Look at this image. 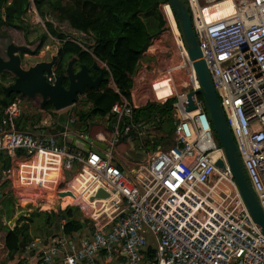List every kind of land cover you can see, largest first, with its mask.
<instances>
[{
  "label": "built area",
  "instance_id": "2783aa9c",
  "mask_svg": "<svg viewBox=\"0 0 264 264\" xmlns=\"http://www.w3.org/2000/svg\"><path fill=\"white\" fill-rule=\"evenodd\" d=\"M184 3L200 59L264 215V0ZM158 9L161 32L173 43L174 50H167L169 60L177 58L168 74L182 71L185 75L184 81L151 89L152 104L164 106L172 101V147L129 163L110 149L116 139H128L133 132L141 137L159 122L154 117L151 122L132 123L133 112L141 105L122 96L110 111L114 124L108 151L88 154L58 145L50 133L18 130L16 120L24 110L19 98L4 108L0 154L11 158L22 153L15 169L18 191L14 197L19 207L45 202L47 212L55 213L75 207L90 224L86 234L64 236L65 221L59 220V234L49 239L48 246L41 249L31 241L22 248L23 258L35 253L36 264H121V256L123 264H264V236L246 211L215 140L172 11L168 3ZM54 75L55 67L46 81L52 83ZM109 86L118 94L111 77ZM161 90L166 94L158 97ZM189 103L194 109L187 112ZM75 123L69 116L62 137L73 136L69 128ZM217 162L223 168H217ZM67 172L71 174L65 181ZM1 175L9 180L10 171ZM99 191L106 197L97 198ZM65 197L73 201L61 207ZM149 242L151 260L142 252Z\"/></svg>",
  "mask_w": 264,
  "mask_h": 264
},
{
  "label": "trees",
  "instance_id": "16d2710c",
  "mask_svg": "<svg viewBox=\"0 0 264 264\" xmlns=\"http://www.w3.org/2000/svg\"><path fill=\"white\" fill-rule=\"evenodd\" d=\"M166 3H168L167 0H0V37L8 39L9 44L16 46H19V39L24 43L21 46L30 45L29 28L25 18L33 7L45 27V34L35 41L38 42L35 54H38L48 37L60 43L56 54L55 74L64 72L66 63L72 58H76L78 64L88 67L95 59L107 68V72H104L105 81L99 89L96 91L85 90L84 99L89 104V108L87 110L78 109L74 115L79 122L93 119L96 121L107 120L110 124L114 123L110 111L112 106L120 101L119 96L127 101L130 100L129 91L132 78L137 71V65L150 41L162 30L163 20L158 9L159 5ZM48 19H51V22ZM52 21L57 24L66 23L72 32L82 35L91 44L86 45L59 33ZM19 34L22 35L19 36ZM91 49H94L93 54H90ZM109 77H111L119 95L108 88ZM13 79L14 77L10 73L0 74L1 111L17 97L14 94L6 95L1 89L6 84L12 83ZM199 99L201 100L200 97ZM171 105L170 101L162 107L158 106L162 111L171 112V115L167 119V124L163 121L150 128L148 136L155 137L158 141L153 144L152 148L167 147L170 144L169 140L172 143L168 147L174 145ZM152 106L154 104H148L144 109L135 110L134 118H139L138 115L142 114L143 110ZM45 110H50V106H45ZM145 138L147 146L149 137ZM152 148L150 150L154 151ZM21 154V152H17L11 158L0 155L1 170L9 169ZM16 203L12 192L0 198V264L12 260L22 251L24 245L32 241L29 237L30 227L33 231L40 230V233L51 229L53 225L59 229L58 222L63 219L65 221L62 232L64 236L88 233L89 231V222L82 218L75 207H66L64 211L57 213L34 211L27 217L20 218L15 227L10 230L6 225H3L2 217H9ZM37 236L39 235L37 234ZM142 252L147 259L151 260L153 256L152 243L149 242L147 248Z\"/></svg>",
  "mask_w": 264,
  "mask_h": 264
},
{
  "label": "water",
  "instance_id": "95a60500",
  "mask_svg": "<svg viewBox=\"0 0 264 264\" xmlns=\"http://www.w3.org/2000/svg\"><path fill=\"white\" fill-rule=\"evenodd\" d=\"M167 2L181 35L188 61L191 63L193 72L197 78L199 84L197 95L203 102L214 137L217 144L223 150L227 166L246 211L261 235L264 236V215L248 184L247 177L236 151V146L210 80L207 67L200 59V50L191 28L190 16L184 0H167ZM35 52V50L31 51L25 46H16L14 44H8L6 46L4 54L0 55V74L3 72L10 73L14 79L11 84L1 88L4 94H14L27 100L38 98L39 109L44 111L45 106L49 105L50 110L48 111L54 116L79 104V99L81 97L84 98L86 89L96 91L104 82V71L97 66L98 62L94 58L91 67L78 64L77 59L72 58L66 63L64 72L55 74L52 83H49L46 81L45 76L51 74L52 68H54L57 61V55L52 56L49 62H38L24 68L22 65L24 53L32 56ZM93 53L94 49H91L90 54ZM91 70L97 72L96 77H92ZM192 96L193 93L186 96L189 102ZM193 109L194 107L189 103L187 112ZM67 119V114L61 113L60 117L57 119V125L53 127L50 134L60 137L66 146L84 154L97 152L98 149L108 151L107 145L95 141L89 134H85L89 125L87 122H79L77 118H75L76 123L69 128V133H72L73 136L68 135L67 137H62L64 131L67 130L64 125ZM136 153L139 156H145L144 153ZM216 167L219 169L223 168V163L217 162ZM63 196V194L58 195V197ZM104 197H106L104 192L99 191L97 193V198ZM25 215V211L18 212L10 220L8 227L13 229L15 223Z\"/></svg>",
  "mask_w": 264,
  "mask_h": 264
},
{
  "label": "crops",
  "instance_id": "0c3cea01",
  "mask_svg": "<svg viewBox=\"0 0 264 264\" xmlns=\"http://www.w3.org/2000/svg\"><path fill=\"white\" fill-rule=\"evenodd\" d=\"M1 39H5L3 37H0ZM52 40H55L51 37H48ZM7 40V39H5ZM29 40V39H28ZM46 41V40H45ZM44 41V43H45ZM5 47L8 45V43H4ZM60 47V45H59ZM170 49L171 51H173V43L170 39V36L160 32L159 35H157L156 37H154L151 41L149 46L147 47L145 53L142 55V59L140 60L139 64L137 65V71L135 73V75L132 78V83H131V88L129 91L130 94V101H136L137 104L141 105V107L139 108V110L144 109L148 104H152L151 100H152V96H151V89L154 85H158V84H167L169 81H174V82H179V81H184L185 80V75L182 71H178L175 73H169V70L172 69V65H174L177 62V58L175 56L172 57L171 60H169V54L167 53V50ZM0 55H3L1 50H0ZM24 55H26L24 53ZM37 55V54H35ZM157 55V56H155ZM53 55L51 54L49 56V58H51ZM149 60V62H146L145 60ZM46 62V61H45ZM99 63V62H98ZM101 64V63H100ZM100 69H102L105 72V69H107L105 67V65H97ZM8 84H11L8 83ZM6 84L5 87L8 85ZM109 84V79L107 82V86ZM110 89V86L108 87ZM144 88V89H143ZM182 90V89H181ZM162 92V90H161ZM161 92L159 95H161ZM158 95V96H159ZM17 98V97H15ZM80 103L76 104L75 106H72L71 108H68L54 116H52L48 110L41 111L39 109V99L35 98L33 100H29V103L23 104L24 110L21 114V116L16 120V127L18 130L20 131H27V132H31L34 134H41V133H51L53 127H55V125H57V119L58 117H60L61 113H66L67 116H73L74 118V112H76V110L80 109V110H87L89 108V104L86 102V100L84 98H80ZM172 102V101H171ZM155 105V104H154ZM2 110V109H1ZM0 110V119L2 118V114L3 111ZM138 110V109H137ZM139 118H134V115L131 119L132 123L135 124H140L143 122H147L145 121L146 118L143 116V114H139L138 115ZM161 119H159V122L154 124L153 126L157 125V124H161V122H163ZM93 121V122H92ZM87 123L91 122L94 123L93 127L91 128V131L89 133L90 137L95 140L98 141L102 144H105L109 147L110 141L112 139V135H111V131H112V125L114 123H108L107 120H102V121H96V120H87ZM151 122V121H149ZM152 128V127H151ZM150 129L146 131V133L141 136V137H137L135 135V133H131L130 138L126 139L124 137L122 138H118L116 139V141L110 146V149L116 153H118L122 160L126 161V162H140L143 161L146 157L151 156L150 153L154 152L151 151L150 148H152L153 144H155L157 141V139L155 137L152 136H148ZM55 140L57 141L58 145H62L63 144V140L58 137L55 136ZM101 137L103 138V140H101ZM145 137H149L147 140V145L145 144ZM138 141V145L135 146V141ZM170 144L172 143L171 140H169ZM169 144V145H170ZM168 145V146H169ZM163 146L162 149H167L169 147ZM148 147V148H147ZM161 148V146H159ZM134 150V151H133ZM136 152L139 153H144L145 156H139L137 155ZM129 154H133V156H135V158L130 157ZM3 155V154H0ZM5 156V155H3ZM21 158V156H20ZM20 158H16L15 162H14V166H11L9 169L7 170H1L0 168V198L4 195H6L9 192H12L14 195V191H18V184H17V178H16V174H15V169L18 165L19 159ZM2 171H10V176H9V180H6L2 175L1 172ZM65 199V198H64ZM62 199L60 205L61 207H65L67 205H69L70 203H72L73 200H70L68 197L65 199ZM58 204V203H57ZM56 204V207H57ZM55 206V204H54ZM29 207V206H28ZM28 207H26V209L24 210L26 212V215L23 217H27L29 214L32 213V210L29 211ZM40 207H42L43 209H40L38 212H47L46 209L49 208L48 203H43L42 205H40ZM55 207V208H56ZM20 207L19 205L16 203L14 205V210L13 212L9 215V217H2V223L3 225H6L8 227V223L10 222V220L18 213L21 212L20 211ZM49 213V212H47ZM22 218V217H21ZM16 225V223H15ZM14 225V227H15ZM8 229H10L8 227ZM12 230V229H10ZM29 237H30V241H35L37 242V244L39 245V247L41 249H45L48 246V241L49 239H51L55 235V233H53V230L51 229L52 233L49 234L47 230L43 231V233L41 234V236H37V234H33V230L30 227L29 228ZM80 234H86V232H82ZM29 243V242H28ZM27 243V244H28ZM22 252L20 251L17 255H15L13 257L12 260L4 262L3 264H36L37 261V256L35 255V253H31L29 255V257L27 258H23V256L21 255ZM119 263L123 264L124 262V257L121 256L119 258ZM55 262L57 263V259L55 260ZM102 264H116L115 263H107L105 261H101Z\"/></svg>",
  "mask_w": 264,
  "mask_h": 264
},
{
  "label": "rangeland",
  "instance_id": "374dc122",
  "mask_svg": "<svg viewBox=\"0 0 264 264\" xmlns=\"http://www.w3.org/2000/svg\"><path fill=\"white\" fill-rule=\"evenodd\" d=\"M25 21H26L27 26L29 28L28 39H29V41H31L30 45H25V46H27L29 48V50L33 51V50H35V48L38 45V42H35V41H37V39L39 37H41L42 35L45 34L44 22H42L40 20V18L37 16V14H36V12H35L33 7H32V11L29 12L26 15ZM48 21L51 22V19H48ZM52 23H53V26L55 27V29L59 33L65 35V36H68L71 39H75V40L81 41L82 43H85L86 45H90L91 44V42L88 39H86L85 37H83L82 35H80L78 33H75V32H72V30L69 29V27H68V25L66 23L57 24L56 22H53V21H52ZM21 35L22 34H19V36H21ZM4 43H8L9 44L10 41L8 39L5 40V39H1L0 38V50H1L2 54H4L5 48H6ZM18 45L19 46L24 45V43H23V41L21 39H19ZM59 45H60V43H58L57 40H52L50 38H47L45 43L43 44L42 48L39 50L37 55L34 54L32 56H30V55H24L23 56V59H22L23 67L27 68L28 66H32V65H34L35 63H38V62H45V61L49 62L50 61L49 56L51 54L53 56H56L58 48H59ZM155 56H157V55H155ZM145 61L149 62V60H147V59ZM97 65H101V64L97 63ZM164 94H166V93H164V90H162L161 95H159L158 97H161ZM17 98H19L21 100L22 104H26V103L30 102L29 100H27L25 98H21V97H18V96H17ZM158 106L160 107V105H154L152 107H149L148 109L143 110L141 113L146 118L145 121H152V119L154 117H158L162 121H165V123L167 124V119L170 117L171 112L162 111V110H160V108H158ZM93 124L94 123H91V122L88 123L89 128L87 129V131H85V134H89L90 133L91 128L94 126ZM56 143H57V141H56ZM137 143H138V141L136 140L135 141V146L138 145ZM159 148L160 147L156 146V147H153L152 149H154V151H157ZM161 148H163V147L161 146ZM129 156L135 158V156H133V154H129ZM12 166H14V163L12 164ZM70 174L71 173H68V172L65 173V175H64L65 181H67L70 178ZM40 205H42V203L30 204L28 209H29V211L32 210V212L39 211L40 209H43L42 207H40ZM26 207L27 206H21L20 207V209H21L20 211H24L26 209ZM55 207H56V203H55L54 208ZM36 221H38V220H36ZM51 229L53 230V233H55V235L59 234V230L57 229L56 225L55 226L53 225ZM51 229L47 230L49 234L52 233ZM42 233H40V230L33 231V234L41 235ZM147 239L150 240L149 237H147Z\"/></svg>",
  "mask_w": 264,
  "mask_h": 264
},
{
  "label": "flooded vegetation",
  "instance_id": "af4514ba",
  "mask_svg": "<svg viewBox=\"0 0 264 264\" xmlns=\"http://www.w3.org/2000/svg\"><path fill=\"white\" fill-rule=\"evenodd\" d=\"M90 67H91V65H90ZM91 75H92V77H96V76H97V72L91 70ZM103 78H104V81H105V76H104V74H103ZM102 84H103V83H102ZM102 84H101V85H102Z\"/></svg>",
  "mask_w": 264,
  "mask_h": 264
},
{
  "label": "bare ground",
  "instance_id": "6f19581e",
  "mask_svg": "<svg viewBox=\"0 0 264 264\" xmlns=\"http://www.w3.org/2000/svg\"><path fill=\"white\" fill-rule=\"evenodd\" d=\"M171 24L174 25V22H173L172 20H171ZM159 94H160V93H158V95H159ZM66 198H67V197H66ZM66 198H65V199H66ZM68 198H69V197H68ZM65 199H64V201H65ZM69 199H70V200H73L72 197H70ZM70 204H71V203H70Z\"/></svg>",
  "mask_w": 264,
  "mask_h": 264
},
{
  "label": "clouds",
  "instance_id": "9594fccd",
  "mask_svg": "<svg viewBox=\"0 0 264 264\" xmlns=\"http://www.w3.org/2000/svg\"><path fill=\"white\" fill-rule=\"evenodd\" d=\"M176 23V22H175ZM55 67V66H54Z\"/></svg>",
  "mask_w": 264,
  "mask_h": 264
}]
</instances>
